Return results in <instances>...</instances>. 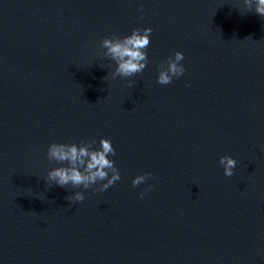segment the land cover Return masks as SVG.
Returning a JSON list of instances; mask_svg holds the SVG:
<instances>
[{
	"label": "water",
	"instance_id": "water-1",
	"mask_svg": "<svg viewBox=\"0 0 264 264\" xmlns=\"http://www.w3.org/2000/svg\"><path fill=\"white\" fill-rule=\"evenodd\" d=\"M255 7L0 0V264H264V17ZM149 27L145 69L113 77L103 39ZM176 51L185 72L161 85ZM101 138L115 148L119 181L103 192L47 187V173L66 166L47 157L50 143L98 149ZM225 155L237 161L231 177ZM76 191L82 202L67 199Z\"/></svg>",
	"mask_w": 264,
	"mask_h": 264
},
{
	"label": "clouds",
	"instance_id": "clouds-1",
	"mask_svg": "<svg viewBox=\"0 0 264 264\" xmlns=\"http://www.w3.org/2000/svg\"><path fill=\"white\" fill-rule=\"evenodd\" d=\"M246 2L250 3L251 0H246ZM255 4L256 14L264 17V0H255ZM140 11L143 12V5H141ZM140 19H143L142 15ZM151 32L150 27L136 28L130 35L123 38L112 39L106 37L103 39L102 44L107 49V55L116 62L115 72L112 73L113 77H132L145 69L148 64V55L145 50L150 44ZM183 60L184 54L180 51L170 55L165 60L167 70L159 73L157 82L161 85H168L172 83L174 78L183 75L185 72V67L181 63ZM165 61H162V63ZM46 155L50 160L66 165L56 167L47 173L46 185L48 188H51L54 183L62 188H67L70 185L73 188L103 192L121 179L115 162L109 158V156L115 155V148L108 138L99 140L98 149H94L89 145L78 146L75 142H52L48 145ZM219 163L223 166L224 175L231 177L237 161L233 157L225 155L220 158ZM151 176V173L138 175L133 178L132 184L133 186H139ZM93 185L99 186L93 188ZM151 187L153 186H148V188ZM143 196L144 192H141L140 198L143 199ZM84 198L82 191H76L74 195L67 197L71 202H82Z\"/></svg>",
	"mask_w": 264,
	"mask_h": 264
}]
</instances>
